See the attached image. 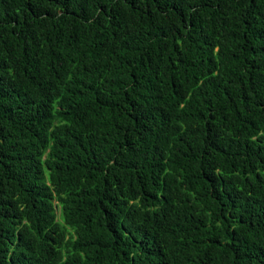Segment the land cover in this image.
<instances>
[{
  "label": "trees",
  "instance_id": "trees-1",
  "mask_svg": "<svg viewBox=\"0 0 264 264\" xmlns=\"http://www.w3.org/2000/svg\"><path fill=\"white\" fill-rule=\"evenodd\" d=\"M0 264H264V0H0Z\"/></svg>",
  "mask_w": 264,
  "mask_h": 264
}]
</instances>
